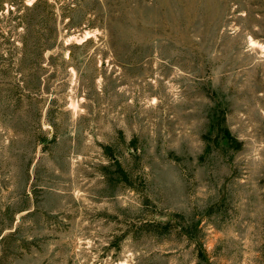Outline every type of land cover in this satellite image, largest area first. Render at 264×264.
<instances>
[{
  "label": "rangeland",
  "instance_id": "obj_1",
  "mask_svg": "<svg viewBox=\"0 0 264 264\" xmlns=\"http://www.w3.org/2000/svg\"><path fill=\"white\" fill-rule=\"evenodd\" d=\"M35 1L0 0V264H264V0Z\"/></svg>",
  "mask_w": 264,
  "mask_h": 264
},
{
  "label": "trees",
  "instance_id": "obj_2",
  "mask_svg": "<svg viewBox=\"0 0 264 264\" xmlns=\"http://www.w3.org/2000/svg\"><path fill=\"white\" fill-rule=\"evenodd\" d=\"M41 3H43L42 0H36L30 6H23L21 12L14 13L13 12L14 10L11 9L10 11H8V13L10 15H12L13 18L18 20L17 21V25H22L21 26L22 30L25 31V28H27V25H28V18L27 17L31 13L35 12L39 8ZM25 37L26 36H22L21 39H20L21 40L20 43H18V46H16V45L14 46V48L16 50L23 51V52L26 50L27 44H26V38ZM12 42H14V40H12ZM223 123H224V119L221 121V128L220 129H221L223 135L225 136L226 134H228V131H227L226 127H224ZM167 230L168 229L166 228L164 231H159V232L160 233L168 232Z\"/></svg>",
  "mask_w": 264,
  "mask_h": 264
}]
</instances>
